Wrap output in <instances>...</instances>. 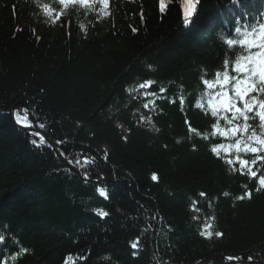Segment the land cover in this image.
<instances>
[{"label":"trees","instance_id":"trees-1","mask_svg":"<svg viewBox=\"0 0 264 264\" xmlns=\"http://www.w3.org/2000/svg\"><path fill=\"white\" fill-rule=\"evenodd\" d=\"M43 3L54 6V0H0V110L28 109L54 143L65 141L66 154L84 152L96 165L85 169V181V170L76 172L54 148L35 147L30 132L0 112V233L6 237L0 260L156 264L153 245L159 264L264 259V191L216 159L208 141L188 133L179 104L166 102L182 85L184 112L207 136L210 118L190 106L202 91L201 72L220 67L229 51L220 33H229L237 18L251 21L261 0H200L188 26L182 0H167L163 13L159 0H110L107 17L75 10L56 23L42 14ZM148 79L156 81L151 91L166 97L151 112L134 91ZM140 115L151 123H141ZM101 174L112 182L91 181ZM245 184L252 198L238 201ZM98 208L109 215L99 217ZM148 213L157 219L154 240ZM210 217L222 236L199 234ZM21 247L28 252L13 262Z\"/></svg>","mask_w":264,"mask_h":264},{"label":"snow or ice","instance_id":"snow-or-ice-1","mask_svg":"<svg viewBox=\"0 0 264 264\" xmlns=\"http://www.w3.org/2000/svg\"><path fill=\"white\" fill-rule=\"evenodd\" d=\"M200 0H182L181 12L185 26H188L195 15ZM232 4L239 3V0H231ZM42 14L53 23L61 20L68 11L81 10L85 12L96 11L101 17L110 15V0H54V6L48 3L39 5ZM167 7V0H159V9L163 13ZM16 11L13 6V12ZM135 31V29H133ZM220 37L227 45L228 53L225 54L220 67L212 73L203 70L200 75V85L202 91L199 97L190 106L199 110L205 117L210 118L211 123L207 136L194 128L187 114L184 112V105L188 98L181 91L176 94V98L166 100L173 105L179 104L180 110L185 114V126L188 133L194 136H202L209 142V152L218 160H221L233 173H239L249 181L255 183V191H264V13H261L254 22L247 19L243 21L237 18L234 27L229 33H220ZM230 53V54H229ZM151 68V66H149ZM156 81L148 79L138 85L134 91L140 92L143 98V109L153 111L156 108L157 100L166 99L165 96L158 95L151 91ZM142 90V91H141ZM167 89L159 88V93H166ZM135 99V97H134ZM12 116L15 123L30 130V135L34 138L31 143L39 148L47 146L49 149H58V155L67 161L72 168L85 170L91 165H96V159L84 152H69L66 154L61 147L65 143L57 140L55 145L47 140L41 131L44 129L42 122H33L29 119L28 109H16ZM141 123H151V117L140 115ZM159 131V129H157ZM215 141V142H213ZM166 147V146H165ZM193 150H197L193 144ZM104 159H107L105 152ZM85 181L89 179L87 170L83 173ZM153 181H158V175H151ZM99 180H104L103 175ZM99 196L107 199V191L103 187H97ZM252 190L248 184L243 185L241 195L235 197L238 201L252 198ZM199 197H206L205 192H200ZM225 196L229 193L225 192ZM199 201H191V209L199 212L197 207ZM101 218H105L109 213L103 209H93ZM156 219V217H153ZM214 217L206 218V222L200 226L199 234L205 238L223 235L220 231H212L213 225L210 222ZM194 221H199L198 216H193ZM6 237L0 233V244H3ZM15 242V241H14ZM133 249H138L140 237L130 242ZM28 249L21 247L18 252L10 256L15 262ZM136 253L134 252L133 255ZM107 259V257H105ZM226 259L236 261L240 264L243 257L229 256ZM0 264H7V261L0 260ZM246 264H259L252 256L247 257Z\"/></svg>","mask_w":264,"mask_h":264},{"label":"water","instance_id":"water-1","mask_svg":"<svg viewBox=\"0 0 264 264\" xmlns=\"http://www.w3.org/2000/svg\"><path fill=\"white\" fill-rule=\"evenodd\" d=\"M1 111H3V112H7V113H10L11 115H12V113H13V109L12 110H1ZM12 118H13V116H12ZM13 121H14V123H15V120H14V118H13ZM15 125L17 126V127H19V128H22V129H24V130H26V131H28V132H30V130L29 129H26V128H23V127H21L20 125H18V124H16L15 123ZM36 131H41L44 135H45V137H46V139L47 140H49V141H51L52 142V144L53 145H55V143L52 141V139L44 132V131H42V130H40V129H35ZM56 151H57V153H58V149L57 148H55V147H53ZM61 157V156H60ZM62 158V157H61ZM62 160L64 161V162H66L67 163V161L65 160V159H63L62 158ZM68 164V163H67ZM69 165V164H68ZM71 166V165H70ZM72 167V166H71ZM76 172H78L79 174H82V171L81 170H77V169H75V168H73ZM91 181H96V182H101V183H103V182H112V180L110 179V178H108V177H106V176H104V180H99V178L98 179H91ZM148 215L150 216V217H152L149 213H148ZM152 219H153V217H152ZM156 219H153V222L154 223H156ZM153 233H154V231H153ZM152 256L154 257V261H158L157 260V257H156V248L154 247V246H152ZM229 257V256H228ZM238 257H241V256H238ZM227 258V257H226ZM255 261H258L259 262V264H261V263H263L264 262V259H254ZM210 261H212V259L211 260H205V261H203V262H201L200 264H206V263H208V262H210ZM246 261H247V259L246 258H244V260L243 261H241L240 262V264H246ZM236 262V261H235ZM158 264H159V262H158Z\"/></svg>","mask_w":264,"mask_h":264},{"label":"bare ground","instance_id":"bare-ground-1","mask_svg":"<svg viewBox=\"0 0 264 264\" xmlns=\"http://www.w3.org/2000/svg\"><path fill=\"white\" fill-rule=\"evenodd\" d=\"M0 112H3V111H1L0 110ZM12 116V115H11ZM62 159V158H61ZM157 220V219H156ZM154 225H155V227H154V229L152 230V234H153V236H152V240H154V238H155V235H156V226H157V221H156V223H154ZM153 231H154V233H153ZM153 259H154V257H153ZM254 259H256V258H254ZM158 260V259H157ZM156 264H158V262L159 261H154ZM235 262V261H234ZM237 263V262H236Z\"/></svg>","mask_w":264,"mask_h":264},{"label":"rangeland","instance_id":"rangeland-1","mask_svg":"<svg viewBox=\"0 0 264 264\" xmlns=\"http://www.w3.org/2000/svg\"><path fill=\"white\" fill-rule=\"evenodd\" d=\"M154 246V245H153ZM155 247V246H154Z\"/></svg>","mask_w":264,"mask_h":264}]
</instances>
